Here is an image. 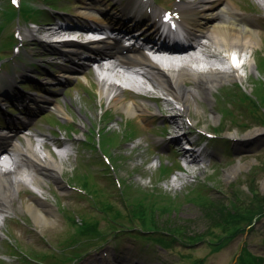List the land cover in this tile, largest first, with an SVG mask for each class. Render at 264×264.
<instances>
[{"label": "rangeland", "instance_id": "374dc122", "mask_svg": "<svg viewBox=\"0 0 264 264\" xmlns=\"http://www.w3.org/2000/svg\"><path fill=\"white\" fill-rule=\"evenodd\" d=\"M3 1L0 0V10ZM28 1H33L36 6L53 5L64 10L54 13L52 22L60 19L71 24L78 23L79 26L93 24L92 21L85 22L83 15L91 0ZM96 1L115 12L121 4L116 3L119 0ZM163 1L169 4L175 2ZM229 1L233 2L240 14L254 21V28L259 34L258 41L253 49L245 51L249 62L239 72L242 78L224 79L212 86L209 103L199 101L197 111L202 122L193 126L191 120L189 127L219 132L213 141L206 144V150L212 154L209 160L201 161L189 169L182 165L180 156L171 153L166 146L168 142L163 133L164 123L159 115L163 103L145 97L133 99L146 106L150 113L145 118L130 114L123 104L113 103L114 93L100 94L101 88L97 82L99 73H94L96 69L94 71L93 67L87 66L76 73L68 71L72 65H81L83 60L78 57L72 60V57L61 53L60 49L64 45L55 40L66 36L49 39L42 33V30L48 29L46 24L24 25L21 22L19 26L12 22L3 29L0 27V42L10 29L15 30L17 27L22 29L23 39L21 54L17 57L21 62L16 60V64L10 63L8 73L0 72L1 83L6 82L4 78L8 75L10 81H13L11 92L17 96L22 94L36 99L49 98V103L44 106L35 103V108L28 111L29 115L23 114L27 112L23 108L20 109L21 113L16 111L25 125L30 126L28 131H24L31 133L28 135L29 142L37 150L42 142L47 141L50 131L57 130L55 136L49 135L51 146L46 147L45 152L51 158L62 160V180L80 185L84 176L91 186L87 187L88 195H84L75 190L77 188L70 189L64 183L55 185L52 178L41 174L38 177L42 189L26 181V185L15 196L12 208L0 212V262L58 264L64 260H61L63 253H67L68 256H75L71 264H249L258 257L262 258L260 264H264V210L251 221L241 222L239 230L229 232L219 226L211 227L206 219L208 212L205 206L197 201L211 200L230 206L233 204L232 198L238 204L249 201L253 195L251 190L264 196V110L260 108L264 106V101L258 107L259 102L255 98L252 101L256 104L246 100L251 108H245L237 100L234 104L229 100L231 97L225 95L226 92H231L233 97H237L234 93L243 95L235 83L241 84L248 93L262 92L258 87L261 81L264 83V8L254 0ZM20 2L23 4L22 18L41 13L37 8H31L27 0ZM35 19L43 23L42 18ZM57 24L63 25L62 22ZM27 29L35 31V39L26 35ZM50 43L58 44L57 49L49 46ZM5 51L10 55L7 60L14 57L10 49ZM29 63L33 65L29 66ZM215 63L219 67L223 66L217 61ZM86 72L87 78L84 75ZM67 75L68 78L65 77ZM138 77L143 79L142 76ZM60 78L63 80L59 81ZM117 81L123 85L121 91H126V83ZM22 86L27 90H21ZM0 101V114L6 113V104L22 107L14 98L6 99L0 95ZM124 102L133 101L126 97ZM253 105L256 111L254 114L248 113ZM100 106L109 108V113H103ZM221 108L231 109L233 115L221 116L218 113ZM191 109V115L196 117L193 105ZM56 117L61 121L58 122ZM55 121L54 126L47 125ZM98 123L100 126L107 124L106 135L114 136V141L109 142L106 149L111 156L112 170L104 166L100 158L93 161V156L98 155L95 150L76 147L83 133L88 134V129L94 125L95 131ZM242 124L245 126L242 127ZM69 127L73 131H69ZM255 129L262 131V136L240 144V138ZM133 130L136 132L130 135ZM0 133H4L1 126ZM54 140L63 141L62 147H54ZM236 164H241V168L230 178H225V170ZM111 171L118 178L120 186L114 183ZM23 178L27 179L28 175ZM39 196L43 197L52 215L51 221L43 225L33 220L26 207L34 204ZM147 200L148 205L156 202L153 214L156 213L152 216L154 228L130 212L129 203L135 205ZM7 215L12 218H7ZM82 218L86 231L77 228ZM9 243L15 247L12 248Z\"/></svg>", "mask_w": 264, "mask_h": 264}, {"label": "bare ground", "instance_id": "6f19581e", "mask_svg": "<svg viewBox=\"0 0 264 264\" xmlns=\"http://www.w3.org/2000/svg\"><path fill=\"white\" fill-rule=\"evenodd\" d=\"M136 1L124 0L117 14L106 9L100 2L91 0L88 3L87 12L83 13L84 21H92L96 28H110L107 23L110 18L123 20L128 16L130 19L137 15L142 16L143 12L140 14L139 12H132L138 9ZM220 4L223 6L216 7ZM175 9L174 13L179 15L176 21L184 26L187 38L192 40V49L197 54L173 59L160 57L151 59L142 53L129 55L128 53L134 50L123 48L117 40L99 42L89 40L87 43L65 40L63 44L66 47L61 49L62 53L68 54L73 59L76 57L83 59V65L86 62L94 61L101 71L113 75L116 79L136 85L144 93L151 94L157 101L163 103L164 106L159 115L161 120L166 123L163 133L168 141H176L180 134L186 132L183 126L175 120L177 115L183 114L192 120L194 125H198L202 122L197 111L200 105L199 101L209 103L212 86L221 83L224 79L242 78L235 73V70H221L216 68L214 63L216 61L222 64L226 63V57L223 53L228 51L248 52L249 49H253L259 36L252 20L239 14L233 3L228 0H182L176 4ZM74 26L79 25L75 24ZM77 31L55 27L43 30V33L50 39ZM51 46L56 48L57 45L52 44ZM202 60L210 65L206 70L199 67V62ZM160 63L165 64L166 67L160 68ZM133 66H137L139 69H132ZM81 67L72 66L69 70L70 72H77ZM126 73L130 74L126 75ZM136 74H140L144 80H139ZM97 82L101 88L100 94L111 95L114 93L113 103L123 104L128 113L137 114L142 118L150 113L147 111V107L139 102H124L126 95L115 81L109 82L106 79L97 78ZM146 83L151 85V89L146 87ZM8 93L7 90L3 91L4 96ZM165 94L171 97H167ZM26 98L28 97L24 96L25 100ZM170 98L179 107L173 105ZM47 101L48 99L44 98L41 103L44 105ZM191 105L195 108L196 117L191 115ZM56 110L59 111V108ZM59 112L61 113V111ZM62 116L65 117V114L62 113ZM213 117L216 118L215 115ZM150 120H152L151 116ZM14 121V119H10V122L13 123ZM17 135L18 132L0 135V150L7 151L10 154L12 164H14L12 170L8 169L7 163L2 164V167L5 168H0V212L12 207L14 196L26 185V181L32 182L39 189H42L39 174L52 178L61 185L62 160L51 158L44 149L36 150L28 139L21 140ZM261 136L262 131L255 129L245 134L239 141L240 144H243ZM16 140H19V143ZM199 161L197 158H192L186 162V167L189 169L191 166L198 165ZM22 167L26 169L22 171ZM239 168H241V164L226 169L225 178H230ZM24 175H28V180L23 178ZM26 207L37 224L43 225L51 221L52 215L47 204L41 198Z\"/></svg>", "mask_w": 264, "mask_h": 264}, {"label": "trees", "instance_id": "16d2710c", "mask_svg": "<svg viewBox=\"0 0 264 264\" xmlns=\"http://www.w3.org/2000/svg\"><path fill=\"white\" fill-rule=\"evenodd\" d=\"M260 94L259 95L261 96V98L259 95H258V98L260 99L261 104H262V100L264 101L263 99L264 91H262ZM252 102L255 103L254 101ZM77 177L78 179H80L79 176ZM250 192L253 195L252 197L249 198V201L247 202L238 201L239 203H241V204H238L232 198L231 202L233 201V204L230 206L228 205L223 206L221 203L211 201V200H208V201L207 200H197V201L200 205H203V207L205 206L204 207L205 211L208 212L206 219L209 222L211 227L219 226L218 228L224 229V231L227 230L229 232L230 231L235 232L240 229L241 222H249V220L251 221L254 216L260 215L264 210V202L262 204H259L261 201H264V196H259V194L257 195L256 192L252 190ZM155 203H150L148 205V200L145 201L144 203L140 202L135 205H132L131 203H129L130 212L135 217L136 216L141 217V221L143 223H145L146 225H150L152 227L153 225H155L152 219V216L155 215L156 213L155 212L153 214L154 209H156L154 206ZM147 207H149L148 211H147ZM149 217H150V220H149ZM84 223L85 221H83V223L79 225L77 228H80L86 231V227H84L85 226ZM167 232L174 234V235L179 234L178 232H172V231H167ZM255 259H256L255 262H252L249 264H260L262 261L261 257H258Z\"/></svg>", "mask_w": 264, "mask_h": 264}]
</instances>
